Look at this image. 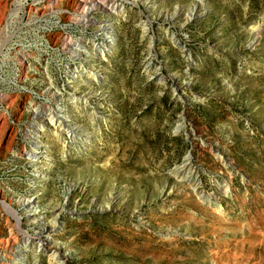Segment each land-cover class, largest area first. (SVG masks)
I'll use <instances>...</instances> for the list:
<instances>
[{"label": "rangeland", "instance_id": "rangeland-1", "mask_svg": "<svg viewBox=\"0 0 264 264\" xmlns=\"http://www.w3.org/2000/svg\"><path fill=\"white\" fill-rule=\"evenodd\" d=\"M90 1L26 0L18 22L17 0H0V42L14 30L0 55V264H55L44 244L66 264H264V0H94L118 6L93 14L115 43L103 55L90 42L72 81L66 43L100 41L80 20ZM47 106L64 125L46 126L31 161ZM181 113L208 144L175 132ZM189 149L217 202L174 175Z\"/></svg>", "mask_w": 264, "mask_h": 264}, {"label": "bare ground", "instance_id": "bare-ground-1", "mask_svg": "<svg viewBox=\"0 0 264 264\" xmlns=\"http://www.w3.org/2000/svg\"><path fill=\"white\" fill-rule=\"evenodd\" d=\"M41 1L42 0H34V3L38 5V3H40ZM25 2H26V0H17L15 7L11 10V14H10L11 17L16 18L18 20V22H22L24 16H29V13H24ZM43 2H44V0H43ZM4 4H6V2ZM54 5H55V1L51 2L50 7L52 8V11H54ZM3 8H2V10L4 11ZM82 9L85 10V13L82 14L80 20L82 21V23L85 26H91L94 24L98 25L97 26V32H95V33H96V36L98 38H100V41H97L95 39H91V38L86 37V36H82L81 38H79L76 41H71V42L66 43L65 46H66L67 52H69V55H71L72 58H78L80 60L79 65H75V68H73V69L70 68L68 70L69 73L71 74L70 77H71L72 81H75L78 79V76H80L82 73L81 71L83 69H85L86 63H88L89 47H90L89 43L90 42L93 44L94 48H96L98 50L99 54H103V55L107 51H109L111 49L112 45H114V43H115V35L113 34V31H112V22L109 20L96 18V17H94L93 14H94V12H96V10H101L104 12H112V11L116 12L118 10V6L113 4V3H110V1H109V3L102 4V3H98L97 1L92 0L88 4L85 3L83 5ZM3 11H0V20L2 19V17H4ZM11 32H12L11 34L8 33L7 26H5L1 31L2 40L0 42V55L4 51V46L6 45L7 39L14 33V30ZM82 59L84 61H82ZM78 99H80L81 102L84 101L85 103H87V99H85L84 97H81V98L78 97ZM57 110L61 111L58 104H57ZM35 112H36L35 116L38 118V121L33 124L34 130L31 131V135H30L31 136V141H30L31 147L25 151L26 156L30 157L29 159L31 161H35L36 159H38L37 157L41 153L44 152V148L40 142V140H41L40 136L42 135V131H44L46 126L49 124H55V126L62 127L64 125V123H62V121L60 120L61 117H58L60 115V112H55V111H53L52 108H50L48 106H47V109L45 111L41 112L39 109H35ZM6 124H7L6 115L1 114L0 115V136L6 130ZM175 132L184 134L185 138L190 141L191 145L195 144L196 138H200L201 143L203 145L208 144V141L206 139H204L203 137H201L200 133L197 131L195 126L191 123V121H189L186 118L185 113H181V118L178 121V124L176 125V131ZM70 134H71L70 136H72V133H70ZM211 148H212V150L216 151L214 143L211 144ZM220 154H219V152H217L218 158L221 159L222 161H224L226 165L232 164L230 160H228L225 156L220 155ZM17 155H19V153H17ZM172 171L176 177H179V178L181 177V178L185 179L191 185L192 190L195 193H197L198 197L201 198L202 200H204L208 203L218 201V199H219L218 195H215V194L207 195V193H204L203 190L199 189L201 184L203 183L202 176H201L202 172L207 173V171L205 169L201 170L200 167L195 163V156L193 154L192 149H189L187 151V153L183 157L182 162L179 164H176L172 168ZM212 181L217 183V181L214 179V177H212ZM228 189H229V186H227L226 192L228 191ZM24 200L26 201L27 199L24 198ZM1 204L4 207V209L11 216H13L16 219L18 227L21 226L20 215L17 213V210L14 208V206L12 204L6 202V201H2ZM34 205H35V203H32V202L26 204V206H27L26 210H28V212H27L28 214L32 213V212L30 213V211L35 210ZM43 231L49 232L48 229H45ZM45 232L41 231V232H37L36 234L38 237H40V236L44 235ZM29 238L30 239L32 238V239L30 240ZM34 239H36L35 236H32V235L29 236L26 233L25 241L22 243H17L15 245V247L18 251H16L13 254V260L14 261L20 260L22 258V256H23L22 251L26 247H28L29 244H31V242L34 241ZM37 239H39V238H37ZM45 243H47L46 240H45ZM45 246L46 245L44 244L43 245L44 248H42V250L49 253L51 260L55 264H66V258H64V256L60 253V251L55 250V249H48L46 251Z\"/></svg>", "mask_w": 264, "mask_h": 264}]
</instances>
